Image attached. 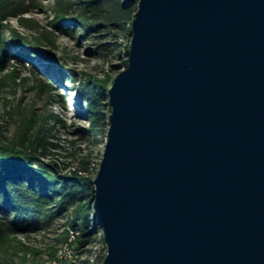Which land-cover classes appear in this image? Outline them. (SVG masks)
<instances>
[{"label":"water","instance_id":"water-1","mask_svg":"<svg viewBox=\"0 0 264 264\" xmlns=\"http://www.w3.org/2000/svg\"><path fill=\"white\" fill-rule=\"evenodd\" d=\"M94 184L103 264H264V0H140Z\"/></svg>","mask_w":264,"mask_h":264},{"label":"rangeland","instance_id":"rangeland-1","mask_svg":"<svg viewBox=\"0 0 264 264\" xmlns=\"http://www.w3.org/2000/svg\"><path fill=\"white\" fill-rule=\"evenodd\" d=\"M0 3L9 11L3 22L4 55L0 57V125L10 138L30 127L36 131L41 125L48 130L50 141L59 145L48 161L70 163L76 168L81 158L91 154L92 167L98 172L112 109L108 102L100 136L94 142L88 132L82 86L92 80H115L126 68L112 71V66L127 59L130 39L123 37L114 51L111 44H106L109 51H95L97 42L111 40L85 38L83 27L75 24L80 20L79 7L70 0ZM31 41L56 60L39 56L30 61L22 59L19 55ZM72 213L70 210L34 232L12 234L10 251L16 248L17 264H103L101 257L108 254L103 230L90 226L92 241L80 245L85 238L81 237L82 228L74 229L69 224Z\"/></svg>","mask_w":264,"mask_h":264},{"label":"trees","instance_id":"trees-1","mask_svg":"<svg viewBox=\"0 0 264 264\" xmlns=\"http://www.w3.org/2000/svg\"><path fill=\"white\" fill-rule=\"evenodd\" d=\"M70 1L79 7L80 20L75 24L83 27L85 38L99 41L110 38V43L97 42L95 51H109L106 44H111L114 51L115 44L126 36L131 43L133 21L140 0ZM8 12L0 3V57L4 55L3 22ZM27 45L29 47L24 48L19 55L22 59L33 60L34 56H39L56 60L42 51L40 44L31 41ZM130 47L131 44L128 46L127 59L113 65L112 71L129 66ZM113 82L114 79L109 77L104 81L92 80L82 86V100L88 107V132L94 142L100 136L104 108L109 102L108 93ZM108 107L111 108L110 104ZM3 129L0 125L1 264H17L16 248L14 252L10 251L12 234L34 232L70 210L73 215L69 224L74 229L82 228L81 237L85 238L79 244L91 242L92 229L89 227L99 226L93 209L96 194L94 181L98 172L92 167L91 154L81 158L78 167L71 168L70 163L48 161L53 155L52 150L58 149L59 145L50 141L48 130L41 125L36 131L30 127L12 138ZM105 258L101 257L102 262Z\"/></svg>","mask_w":264,"mask_h":264}]
</instances>
